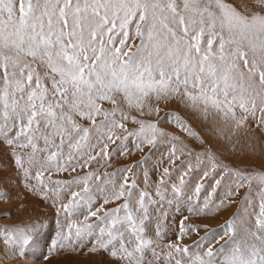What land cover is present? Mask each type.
I'll use <instances>...</instances> for the list:
<instances>
[{"label": "snow or ice", "instance_id": "snow-or-ice-1", "mask_svg": "<svg viewBox=\"0 0 264 264\" xmlns=\"http://www.w3.org/2000/svg\"><path fill=\"white\" fill-rule=\"evenodd\" d=\"M171 104L185 115L162 116ZM252 128L264 133V0H0V172L16 171L0 178V221L25 207L2 208L12 186L56 209L54 236L42 217L0 222V264H264V159H228ZM237 202L219 229L191 222Z\"/></svg>", "mask_w": 264, "mask_h": 264}, {"label": "rangeland", "instance_id": "rangeland-1", "mask_svg": "<svg viewBox=\"0 0 264 264\" xmlns=\"http://www.w3.org/2000/svg\"><path fill=\"white\" fill-rule=\"evenodd\" d=\"M167 111H179L182 115H185L184 110L181 109L176 104L165 106L164 110L161 112V115L163 116L164 112ZM190 122L193 124V127H195L198 132L204 133L207 129L206 125L201 124L198 121L190 120ZM164 127L166 128V130L170 132H175L177 135L182 136V138L187 139V137L184 136L183 133H181L178 129L172 127V125L170 124L164 125ZM189 143L191 144V146L197 149L201 147L196 141H189ZM249 145H251V150H254L255 153V155L251 159L247 155L243 154L244 152L249 151ZM236 149H237V154L228 157V159L232 163L238 164L242 167L243 166L251 167L253 165L259 167L261 163V159H264V133H262L258 128H252L249 131L241 130L239 135V143L236 145ZM8 151H9L8 149L4 148V146L0 144V166L11 164V160L7 155ZM147 151L148 150L145 149V153H147ZM163 152H164V147H161L160 152H158L155 156H153L152 162L154 163L156 160H159L161 158V153ZM140 159H142V154L140 153H137L130 158L121 157L113 165L112 168L108 169V171H113L116 168L123 167L125 164L135 163ZM181 159H186V157H182ZM179 163L180 162L177 161V164ZM149 166L151 167V165ZM164 166H168L166 159ZM4 176L15 177L16 176L15 169L9 167L7 171L0 172V178H3ZM52 178L55 180V179H68L70 177L68 176V174L65 173L59 176L54 175ZM153 179H155V175H153ZM16 184H18V181L14 179L13 185ZM6 190L13 196V201L11 204H4L2 206L3 209H11L15 211L17 204H23L25 205V207L20 212H16L12 220H4L0 222L4 224H14L21 221L27 222L31 219H34L35 217H42L47 221L48 224L51 225V231L49 235L54 236L55 224H53V218L56 215V209L51 207L49 202H45L41 199L29 195L26 192V190L23 189L22 187L12 186V187H8ZM244 191H247V189L241 192V196L244 195ZM256 191H258V189L254 190L253 192L254 197ZM17 194L23 197V199H16ZM189 194H191L190 191ZM203 195L204 193H202V196ZM64 198L67 199L68 197L65 195ZM113 206L114 205H109V207H113ZM237 207H238V202L236 204H233L231 209L226 210L220 214H217L216 216L200 217V218L193 217L191 219V222L195 224H199L201 226L207 225L209 230L219 229L225 223V221L231 218V216L236 212ZM176 219L178 221L179 216H177ZM204 235H205V231L202 228V230L198 235L193 234L190 238H185L184 242L187 244H191L194 240L198 239L199 236H204ZM169 238L174 240L176 238L175 233L174 232L170 233ZM38 255L39 253H30L26 261H12V262L5 261V264H34V262L37 260ZM45 264H101V262L99 257H89L87 255H82L79 257L58 256L49 261H46ZM105 264H107V262H105Z\"/></svg>", "mask_w": 264, "mask_h": 264}, {"label": "bare ground", "instance_id": "bare-ground-1", "mask_svg": "<svg viewBox=\"0 0 264 264\" xmlns=\"http://www.w3.org/2000/svg\"><path fill=\"white\" fill-rule=\"evenodd\" d=\"M35 255H36V254H35ZM35 255H34V256H35ZM11 262H12V261H11ZM11 262H10V263H11Z\"/></svg>", "mask_w": 264, "mask_h": 264}]
</instances>
